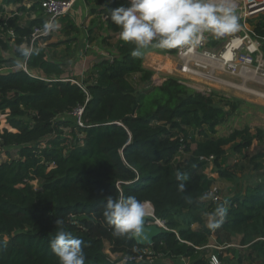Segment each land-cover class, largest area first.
<instances>
[{
    "label": "trees",
    "instance_id": "16d2710c",
    "mask_svg": "<svg viewBox=\"0 0 264 264\" xmlns=\"http://www.w3.org/2000/svg\"><path fill=\"white\" fill-rule=\"evenodd\" d=\"M85 1L106 17L102 41L117 36V53L90 67L85 88L64 79V63L41 40L32 44L35 27L46 21L42 0L0 1V124L3 115L8 124L0 128V150L7 156L0 162V264H59L49 247L57 219L84 241L85 264H170L150 261L147 248L175 262L185 256L191 264H210L211 237L227 244L237 235L264 257V181L222 200L228 214L216 230L206 227V215L218 201L201 200L217 180L205 172L207 158L214 156L218 178L232 181L240 164L228 163L226 146L243 153L255 141L264 142V130L248 126L217 135L245 101L217 90L200 92L177 76L154 83L145 54L177 50L148 48L133 57V46L107 18L127 0ZM263 26L257 28L264 34ZM64 29L76 31L77 25L70 21ZM21 44L41 48L27 62L28 71L13 70ZM78 106H84V126L71 114ZM181 149L185 159L176 161ZM251 161L264 170V152ZM177 172L188 178L184 192L178 190ZM109 196L151 203L167 228L150 245L113 236L103 216ZM139 255L142 260L135 259Z\"/></svg>",
    "mask_w": 264,
    "mask_h": 264
},
{
    "label": "clouds",
    "instance_id": "9594fccd",
    "mask_svg": "<svg viewBox=\"0 0 264 264\" xmlns=\"http://www.w3.org/2000/svg\"><path fill=\"white\" fill-rule=\"evenodd\" d=\"M107 18L121 29L120 39L133 46L131 55L136 58L142 57L148 48L190 50L202 46L206 35L219 38L240 28L237 0H127L111 9ZM58 28L54 20H48L43 32ZM16 51L19 58L15 59L13 70L24 71L31 57L40 55L41 48L21 44ZM187 179L184 173L177 172L180 192L185 191ZM201 199L217 200V197L209 191ZM188 203L192 201L189 199ZM227 214V201H218L206 215V227L220 228ZM150 215V207L135 196H109L103 211L107 224L112 226V235L117 238L147 239L151 229L145 218ZM55 223L57 232L49 247L59 264H85L84 241L66 231L62 220Z\"/></svg>",
    "mask_w": 264,
    "mask_h": 264
},
{
    "label": "built area",
    "instance_id": "2783aa9c",
    "mask_svg": "<svg viewBox=\"0 0 264 264\" xmlns=\"http://www.w3.org/2000/svg\"><path fill=\"white\" fill-rule=\"evenodd\" d=\"M75 1L42 0L41 4L46 21L54 20L59 25V28L56 31L45 34L43 25L36 26L32 34V44L37 39L44 40L62 31L63 23L60 19L69 14ZM237 5L240 17V28L238 31L219 38L206 35V42L202 46H194L190 50L177 51L175 54L178 60L175 66L176 72L182 76L183 81L187 85L195 90L206 94L217 90L221 86L246 90L249 89L247 87L248 81H264V34L257 28L258 24L261 23L262 25L264 22V0H237ZM104 19L106 20V17ZM261 29L264 30V26ZM9 34L14 37L12 31H9ZM25 71H28L27 66H25ZM223 75L238 78L243 82V85L228 80ZM66 77L68 78H64L65 80H71L85 88L83 81L69 76ZM165 78L153 76V82L160 84ZM257 96L264 98L260 95ZM83 111L84 106H78L71 112L79 126H84L82 121ZM184 159L185 151L181 149L176 156V161H183ZM207 160H209L210 164L213 163L214 156H210ZM207 169L208 167L205 170L206 173ZM209 191L213 192L217 197L215 201L223 200L219 187L213 186ZM146 204L150 205L149 202ZM151 214L154 215V220L151 223L158 224L163 229L167 228L165 222L155 216L153 207L151 208ZM262 239L264 240V238ZM232 246V243H215L214 245L210 243L207 245L208 248L213 247L218 250H224ZM151 251V253H154L153 250ZM135 259L142 260L143 255H139ZM175 259H177L178 264H191L190 260L185 256H179ZM209 261L210 264H222L220 255L217 253H211Z\"/></svg>",
    "mask_w": 264,
    "mask_h": 264
},
{
    "label": "rangeland",
    "instance_id": "374dc122",
    "mask_svg": "<svg viewBox=\"0 0 264 264\" xmlns=\"http://www.w3.org/2000/svg\"><path fill=\"white\" fill-rule=\"evenodd\" d=\"M10 9H11L10 7L9 9H7L9 10L8 13L13 14ZM75 10H76V16L79 18L80 15L78 9L76 8ZM43 41L44 40H41L42 43ZM79 46L77 47L75 46L67 50H65L64 48L63 51H60L58 54H54L52 50L51 51L49 50V55L52 56L55 60L60 59V61L64 63L65 69L68 68L67 70H64L65 73L74 75L75 73L74 68H78L79 57L80 54L82 53L81 51H79ZM170 57L174 60V62L176 63L178 62L176 55H172ZM91 65L93 66L94 64L91 63L90 66ZM71 66H73V68ZM168 67L169 68L163 69L161 73L157 76L162 78L167 76H177L180 80L182 81L184 80L182 76L176 72L175 65L172 68H170V66ZM89 71L90 68L89 69L86 68L81 73L80 72H78L77 74L75 73V75L71 76V78L76 77L77 80L83 81L89 74ZM223 77L227 78L228 80H232L237 84L243 85V82L238 78L230 77L227 75H223ZM247 87L251 90L264 93V81H248ZM249 89L242 90V89L230 88L224 86H221L217 89L219 92L223 94L237 97L245 101L242 104V106L239 108V110H237L225 123L218 126V133H217L218 136L228 135L232 130L242 129L246 126L250 127L252 132H256L257 128H261L264 130V98L257 96L256 94L252 93ZM248 91L251 93H249ZM6 126H8V124L6 123V118L3 115L1 118L0 128ZM70 130H71L70 128H67L64 134L69 133ZM226 147L228 151L227 152L228 163L231 165L235 163L240 164L239 167L236 169L237 179L229 181L218 178L219 175L218 172L215 171L216 168L213 163H211L207 169V173H209V176H213L217 178L213 186L219 187L220 194L223 197V199H227L229 197H232L233 195H236L237 193H241L244 191L248 192L249 189L251 188L250 186H252L257 180L264 181V170L257 169V167H255L254 165L255 163L251 161V158L255 154H257L258 152H264V142L255 141L252 147L245 149L243 153L233 152L231 146H226ZM5 158H7V156L5 155L3 149H1L0 162ZM148 206L150 207V209L153 207L151 204ZM235 242L237 243L239 241L237 240ZM214 244L215 243H213V245ZM220 251H221L220 249L218 250L213 247L209 248V251L207 253V258H209V255L211 253H217L220 255L219 253ZM151 252L152 251L150 249L145 250V254L148 256V259L150 261H164L170 264L171 262H174V260L170 258H166L160 255H154V253ZM112 256L118 257V255L115 254H113Z\"/></svg>",
    "mask_w": 264,
    "mask_h": 264
},
{
    "label": "crops",
    "instance_id": "0c3cea01",
    "mask_svg": "<svg viewBox=\"0 0 264 264\" xmlns=\"http://www.w3.org/2000/svg\"><path fill=\"white\" fill-rule=\"evenodd\" d=\"M27 5L29 7L30 3ZM76 8L80 15L79 18L76 16ZM60 21L63 23L62 31L50 38L44 39L43 43H41L47 46L48 50H52L54 54H58L60 51H63L64 48L67 50V46L73 48L80 44L79 51L82 53L79 57L78 68H74L76 74L78 72H83L86 68L89 69L92 66H90L91 63L94 64L104 57L112 56L117 53V36L111 38L109 43L102 41L103 36L108 34L106 20L101 15L92 12L91 7L86 4L85 0H76L69 14L62 17ZM70 21L77 25V30L75 31L72 29V31L67 33L64 28ZM89 36L93 37L91 42L88 40ZM73 37L76 39L73 42H69V39ZM170 56L172 55L151 51L145 54L144 64L154 69V76H157L163 69L169 68L168 66H170V68L174 65L176 66V62H174ZM58 61H60V59ZM71 67L73 68V66ZM67 69L68 68L65 69L64 66V70ZM64 75L69 77L74 76L67 73H64ZM241 238L242 235L234 236L232 248L224 249L219 252L222 264H264V257L260 256L255 249H252L250 243L242 244ZM237 240L239 242L236 243L235 241ZM210 243H217L214 236L211 237ZM175 260L176 262H174L178 264L177 259ZM174 262H171V264H175Z\"/></svg>",
    "mask_w": 264,
    "mask_h": 264
},
{
    "label": "water",
    "instance_id": "95a60500",
    "mask_svg": "<svg viewBox=\"0 0 264 264\" xmlns=\"http://www.w3.org/2000/svg\"><path fill=\"white\" fill-rule=\"evenodd\" d=\"M148 227L151 229L148 233L147 239H135L140 245H150L153 244L155 238L160 234L162 228L158 224L151 223L154 220V215L151 214L150 217L145 218Z\"/></svg>",
    "mask_w": 264,
    "mask_h": 264
},
{
    "label": "bare ground",
    "instance_id": "6f19581e",
    "mask_svg": "<svg viewBox=\"0 0 264 264\" xmlns=\"http://www.w3.org/2000/svg\"><path fill=\"white\" fill-rule=\"evenodd\" d=\"M250 91H251L252 93L256 94V95H260V96H263V97H264V93H260V92H258V91H254V90H251V89H250Z\"/></svg>",
    "mask_w": 264,
    "mask_h": 264
}]
</instances>
